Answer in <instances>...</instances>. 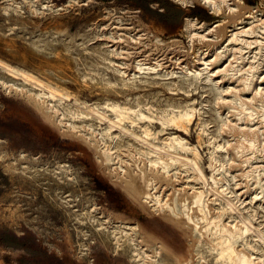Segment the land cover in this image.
<instances>
[{
  "label": "rangeland",
  "instance_id": "374dc122",
  "mask_svg": "<svg viewBox=\"0 0 264 264\" xmlns=\"http://www.w3.org/2000/svg\"><path fill=\"white\" fill-rule=\"evenodd\" d=\"M41 1L50 4L55 12L46 11L36 18L21 3L26 17L11 14L7 21L0 13V59L24 68L41 81H28L0 69L4 81L24 88L22 92H15L0 85V263L142 264L144 256H136L133 253L136 245L128 241L133 236L134 243L142 250L146 247L159 250L155 258L158 262L148 264H218L212 259L214 252L209 250L210 233L195 232L193 224L182 214L174 217L167 208L140 197L126 184L127 177L119 169L114 170L102 162L100 151L89 137L87 124H92L95 132L105 124L90 116L83 102L100 106L111 101L125 106L138 105L142 112L149 114H159L164 109L170 110L171 106L192 105L196 111L187 135L167 127L159 136L164 138L172 133L185 137L198 148L201 166L209 176L207 166L212 145H225L228 141L232 151L238 145L235 134L243 127L240 122H232L229 128L223 131L220 128L226 115L218 110L216 96L233 81L216 84V79H207L205 71L195 77L189 69L194 65L198 49L210 53L223 47L235 32V26L247 27L251 21L249 13L257 17L264 15V0H228V4L237 5V8L231 11L225 6L218 13L201 0L188 6L173 0ZM118 16L123 27L134 26L144 34L140 43L127 46L109 42L107 37L113 35L114 18ZM187 18L203 23L207 36H188ZM257 32L256 39L263 42L264 36ZM116 46L130 48V61L134 57L153 63L155 59L162 67L148 75L140 73L133 77L130 72L124 78L109 62L122 60V56L109 54ZM255 52L248 50L245 56L252 57ZM256 58L264 59V46ZM130 69L132 66H128L127 71ZM169 72L175 74L166 75ZM48 84L53 96H50ZM260 86L264 88V80ZM41 91L47 96L43 101L34 96L36 103L32 94ZM61 93L68 98L64 96L58 101ZM44 102L60 112L80 110L88 117L71 119L65 116L60 123L57 116H51V110L42 109ZM70 121L76 128L68 125ZM161 129L160 123L153 124L154 131ZM113 133L119 134V130ZM103 142L113 156L118 153L123 158H127L126 153L130 154L125 148L127 144L140 147L121 132L120 137L104 138ZM119 147L121 151L118 152ZM216 154L219 159L228 157L222 150L217 149ZM256 161L252 159L253 163ZM225 166L229 171L226 178L230 191L237 195L244 191L253 193L245 178L237 187L234 186L237 179H231L235 175L241 177L244 172L239 159ZM160 175L155 182L162 203L169 200L174 190L176 197L181 199L182 195L189 197L203 189L202 184L187 173L176 179L168 176L170 180L167 176L161 179ZM245 197L248 203L250 197L243 196L242 200ZM218 203H211L213 215L223 213L226 217L232 213L222 210ZM252 205L264 225L263 212L257 204ZM112 227L116 228L114 235ZM4 235L18 237L22 247H4V242L11 243ZM161 256L168 261L161 262Z\"/></svg>",
  "mask_w": 264,
  "mask_h": 264
},
{
  "label": "bare ground",
  "instance_id": "6f19581e",
  "mask_svg": "<svg viewBox=\"0 0 264 264\" xmlns=\"http://www.w3.org/2000/svg\"><path fill=\"white\" fill-rule=\"evenodd\" d=\"M74 1L76 0H73V3ZM173 1L177 4L188 6L193 5L196 0ZM201 2L215 13H218L225 6L231 11L237 8V5L228 4V0H201ZM1 3L0 13L7 21L10 20L11 14L21 16L22 18L26 17V12L23 11L22 6L26 7L27 12L36 18H39L46 11L55 12V9L53 10L50 4H45L41 0H21V2L17 0H3ZM248 16L251 21L247 27L246 25L240 28H236L238 26H235V32H232L230 38L227 40L228 44L221 48L217 47L210 53L198 49L194 56V65L192 69H189L191 75L195 77L200 76L205 71L207 79H216V84L233 81L230 87L220 89L219 94L216 96L218 110L226 115V118L221 122L220 128L223 131L226 127L229 128L232 122H238V124L240 122L239 125L243 127L239 128L240 130L238 129L239 131L235 134V137L238 139V145L233 147L232 151L228 147V141L225 145H212L207 166L210 171L209 176L206 175L201 166V154L198 148L191 145L185 137L172 133H169L164 138H160L159 136V133L163 132L167 127H172L187 135L196 111V108L192 105L190 107L171 106L170 110L164 109L159 114H149L142 112L138 108V105L135 107L130 105L125 106L111 101L105 102L103 106H100L98 104L86 105L83 102L85 109L91 114L89 115L105 124L104 127H100V131L98 132L94 131L92 124H87L88 128H90L89 137L100 151L102 162L109 164L114 170L119 169L127 177L126 184L130 188L135 189L140 197L156 205L159 204L163 208H167L170 213L174 214V217L175 215L182 214L193 224L195 232L201 233V230H203L210 233L212 244H210L209 250L214 252L212 259L218 262V264H264V225L258 220L257 209L252 208V204H257V207L263 212L262 217H264V88L260 86L261 81L264 80V59L258 60L256 58L264 46V38L262 42V40H258L255 37L257 36V31H260L262 36H264V15L257 17L252 12ZM114 19L116 20V23H114L115 31L113 35L111 34L107 37L109 42L117 45L124 43L128 46L142 41L141 36H144V34L139 33L140 31H137L136 27H123L119 16ZM238 21H241V19ZM197 24L200 25L197 27ZM203 25V23L197 22L196 18H187L185 29L188 36L199 34L207 36L204 34L206 32L203 29ZM253 49L256 50L254 56H245L248 50ZM109 54L122 56L121 61L109 62L115 67L116 72L124 76V78L128 77V73L130 72L133 77L140 73L148 75L150 72H157V69L162 67V64L155 59H153V63H147L145 59H134V57L130 61L129 57L132 52L129 47L116 46ZM128 66H132V69L129 71H127ZM180 68L184 69L183 67ZM0 69L11 75L41 83L39 78L29 71L9 64L2 59H0ZM168 74L175 73L169 72L166 75ZM124 84L125 79L123 80ZM0 85L8 91L22 92L24 90L23 87L16 83L4 81L1 77ZM48 86L51 88L49 84ZM50 92V96H53L54 92L52 93V88ZM225 94L228 96H225ZM32 95L34 101V96L42 101L44 96H47L42 91L35 92ZM64 96L67 97L66 94L61 93L58 101L62 100ZM35 102L37 103V101ZM42 109L47 112L51 110L50 114H53L51 116H57L60 123L65 116H69L71 119L88 117L86 112L80 110L65 109L60 112L47 102H44ZM107 110L110 111V114H108ZM154 123H160L162 129L154 131ZM68 125L76 128L73 121L68 122ZM115 129L119 130V134L113 133ZM201 131L205 133L204 128ZM120 132L128 135L140 146L137 148L133 143L127 144L125 148L130 151V154L126 153L127 158L119 157L118 153L113 156L114 153L103 142L104 138L114 140L116 137H120ZM98 135L100 138H98ZM217 149L228 154V157L225 155L224 160L219 159L216 156ZM116 151H121V147L117 148ZM135 157L137 160L134 159ZM140 157H144V160H140ZM238 159L244 172L241 177L237 175L231 177V179H237L234 186H239L245 178L253 193L244 191L237 195L227 187L229 183L226 175L229 171L225 164H230ZM252 159L257 161L253 163ZM140 164H142V167H140ZM229 169H231L230 165ZM159 173L161 174V179L164 176L170 177L171 175V179H176L180 174L187 173L189 174L188 177L201 183L203 189L195 191L189 197L181 194L180 199L176 197L177 191L172 188L175 193L171 197H168L169 200L162 203L160 195L156 192L155 180L156 177H159ZM169 177L168 179L170 180ZM246 195L250 197L248 203H245L247 197L242 200V197ZM210 197L212 198L210 199ZM212 202H219L218 204L222 210L227 209L232 213L227 214L226 217L222 215L223 213L221 215H213ZM246 206L249 207L246 208ZM99 226H103L101 221H99ZM110 229L112 230V235H114L116 228L112 227ZM135 240L133 236L128 238V241L132 242L134 246L136 245L133 253L136 256H144L142 264L158 262L155 259L159 255L157 248L150 249L146 247V250H142L141 246L134 243ZM141 241L144 240L141 239ZM159 247H161L160 244ZM146 251H149L154 257L150 256V254L148 255ZM201 258H203L202 255H200ZM160 261L166 263L168 259L161 256ZM186 264L191 263L188 262Z\"/></svg>",
  "mask_w": 264,
  "mask_h": 264
},
{
  "label": "crops",
  "instance_id": "0c3cea01",
  "mask_svg": "<svg viewBox=\"0 0 264 264\" xmlns=\"http://www.w3.org/2000/svg\"><path fill=\"white\" fill-rule=\"evenodd\" d=\"M4 236H5L4 238L6 240H10L11 241V243H9V244H5V242H4V244H2V245H4V247H6L8 249H18V248H21L22 247V244L19 243L20 242L19 241L20 239L18 237L17 238H12V237H9V236H6V235H4ZM0 238H2V237H0Z\"/></svg>",
  "mask_w": 264,
  "mask_h": 264
},
{
  "label": "trees",
  "instance_id": "16d2710c",
  "mask_svg": "<svg viewBox=\"0 0 264 264\" xmlns=\"http://www.w3.org/2000/svg\"><path fill=\"white\" fill-rule=\"evenodd\" d=\"M149 1H153V0H149ZM192 15H193V16H198V17H201V15H200V14H198V13H192Z\"/></svg>",
  "mask_w": 264,
  "mask_h": 264
}]
</instances>
